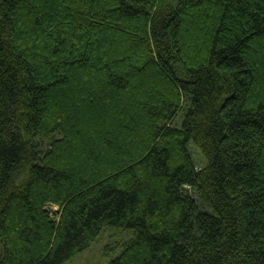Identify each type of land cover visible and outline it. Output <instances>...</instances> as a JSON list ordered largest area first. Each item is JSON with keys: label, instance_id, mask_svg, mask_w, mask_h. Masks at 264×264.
Here are the masks:
<instances>
[{"label": "trees", "instance_id": "1", "mask_svg": "<svg viewBox=\"0 0 264 264\" xmlns=\"http://www.w3.org/2000/svg\"><path fill=\"white\" fill-rule=\"evenodd\" d=\"M109 226L107 264H264V0H0V264Z\"/></svg>", "mask_w": 264, "mask_h": 264}, {"label": "rangeland", "instance_id": "2", "mask_svg": "<svg viewBox=\"0 0 264 264\" xmlns=\"http://www.w3.org/2000/svg\"><path fill=\"white\" fill-rule=\"evenodd\" d=\"M188 147L192 153L194 151L193 149L201 153L198 147H196L192 141L188 143ZM197 151H194L196 155V161L201 162L202 157ZM52 208H56V206H52ZM110 228L113 229L114 232H116L115 230L117 229L127 230L126 228L110 226L103 228L98 237L85 250L76 254L73 259L65 262L64 264H107L108 260L120 250L121 246V241H119L120 234H115L113 231L109 233L107 229ZM121 235L124 236L122 232Z\"/></svg>", "mask_w": 264, "mask_h": 264}]
</instances>
